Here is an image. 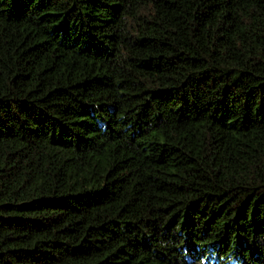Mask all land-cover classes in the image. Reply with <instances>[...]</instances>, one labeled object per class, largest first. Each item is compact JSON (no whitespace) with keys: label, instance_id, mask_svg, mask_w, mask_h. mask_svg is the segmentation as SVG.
<instances>
[{"label":"trees","instance_id":"obj_1","mask_svg":"<svg viewBox=\"0 0 264 264\" xmlns=\"http://www.w3.org/2000/svg\"><path fill=\"white\" fill-rule=\"evenodd\" d=\"M0 264H264V0H0Z\"/></svg>","mask_w":264,"mask_h":264}]
</instances>
